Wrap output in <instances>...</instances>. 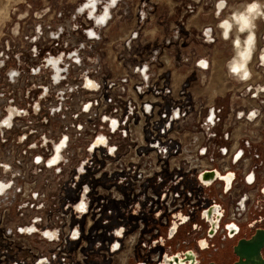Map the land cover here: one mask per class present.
I'll list each match as a JSON object with an SVG mask.
<instances>
[{
    "label": "built area",
    "instance_id": "built-area-1",
    "mask_svg": "<svg viewBox=\"0 0 264 264\" xmlns=\"http://www.w3.org/2000/svg\"><path fill=\"white\" fill-rule=\"evenodd\" d=\"M226 11L213 10L216 21ZM191 13L161 34L189 32ZM152 16L114 6L0 74V264H228L264 229V22L245 79L228 72L217 24L201 27L210 39L196 40L215 44L221 64L223 91L207 97L187 79L210 56L190 39H153ZM49 56L61 57L56 79Z\"/></svg>",
    "mask_w": 264,
    "mask_h": 264
},
{
    "label": "rangeland",
    "instance_id": "rangeland-1",
    "mask_svg": "<svg viewBox=\"0 0 264 264\" xmlns=\"http://www.w3.org/2000/svg\"><path fill=\"white\" fill-rule=\"evenodd\" d=\"M98 1L104 2L105 0ZM217 1L220 0H123L117 3V7L127 6L133 9L150 7L153 16L145 31L149 33L150 29L153 28L156 32L153 39L159 41L172 39V41H184L186 43L190 39V48L196 50V54L205 58L210 56L206 61L208 62L207 71L197 77L188 78L187 82H194L192 88H194L196 95L213 97L223 91L221 89V64L215 59L217 58L215 44L203 45L196 38L200 37L201 27L205 24L214 27L216 18L213 13V6L214 2ZM223 1L228 4H239L238 1L242 0ZM80 3L83 4V0H0V74L3 75L10 69L24 70L31 66L32 63L28 61V58L31 56L30 48L32 45L39 46L44 42L47 44L48 40L54 37L61 28L66 33H70L72 26L77 27L84 21L89 27H92L93 23L96 25L94 19L86 13H77V7ZM183 7L192 12L186 19V22H189V32L182 29L177 33L173 31V34L166 35L169 33L166 30L162 35L161 30L167 26L166 24L169 25L170 22L176 24L177 16L175 14ZM101 8L103 5L98 6V10ZM78 29L81 31L83 27L81 29L78 27ZM72 38L75 40L69 39V43L80 44L82 42V39L74 34ZM32 40L34 43L31 44L30 41ZM173 50H177V48L174 46ZM177 52V57V54H173L174 51L169 55L172 58V62L170 61L172 68L173 66L176 68L177 58L181 54L180 50ZM42 56L43 53H39V58ZM15 59H19V62ZM183 70V68L174 70L170 79L172 86H179L185 80ZM216 72L219 74L218 76L214 74Z\"/></svg>",
    "mask_w": 264,
    "mask_h": 264
},
{
    "label": "bare ground",
    "instance_id": "bare-ground-1",
    "mask_svg": "<svg viewBox=\"0 0 264 264\" xmlns=\"http://www.w3.org/2000/svg\"><path fill=\"white\" fill-rule=\"evenodd\" d=\"M123 0H105L104 2H99L98 0H83V4L80 3L77 7V13L78 14H87L89 17L94 19L95 23H101V22H105L108 17H109V11L111 7L117 6L118 2H121ZM258 3L256 2V0L253 1H243L241 3H226L225 1H217L214 2V13L215 12H221L224 9H227L225 16L219 20V21H215L214 25L217 24V28H218V35H220V37L223 40H228L229 44L231 46V38L233 37V29L231 30L230 25L231 23L229 21H227L228 18H230L235 26H239L238 27V34L239 37L242 39H246L247 37V32L250 30L253 32L252 37L250 38V40L248 41V44L250 46L253 45L254 42V30L257 28L258 24H262L264 22V0H257ZM259 4V5H258ZM103 5V9L101 10V12L98 14L97 10H98V6H102ZM260 7L259 10V14H257V16L255 15L258 12V8ZM233 9L236 11H241V9H243L242 13H239V15H231L233 13ZM263 9V10H262ZM256 16V17H255ZM255 18V21H253V19ZM254 23V25H253ZM227 25L228 26V31L229 34L227 35V37H222V33H223V27L222 25ZM202 32H204V38L207 39V41L210 39V32L209 29H206L205 31L202 30ZM90 36H94L95 34L90 32L89 33ZM231 50V48H230ZM232 50H231V57H230V61L232 58ZM263 59H264V53H263ZM61 61V57H52L49 56L46 59V62L48 65L51 66L50 69H52L53 73L55 74L54 79H56V75L59 73L60 71V67H59V62ZM204 66V63H201ZM47 65V66H48ZM2 66V65H1ZM11 73H15L14 71H11ZM216 76L217 73H214ZM214 75V76H215ZM247 77V76H246ZM204 79V77H203ZM218 81V80H217ZM216 84H218V82H216ZM215 89V88H214ZM9 113V118H11L14 115V111L12 109L8 110ZM5 121H7L8 124V120L6 119Z\"/></svg>",
    "mask_w": 264,
    "mask_h": 264
},
{
    "label": "flooded vegetation",
    "instance_id": "flooded-vegetation-1",
    "mask_svg": "<svg viewBox=\"0 0 264 264\" xmlns=\"http://www.w3.org/2000/svg\"><path fill=\"white\" fill-rule=\"evenodd\" d=\"M256 2L258 3L257 0H256ZM259 10H260V7L258 8V12L255 14L256 16H257V14H259ZM242 12H243V9H241L240 12L233 9V13L231 15L234 14V15L238 16L239 13H242ZM227 21H229L231 23L229 28H231V30L233 29V37L231 38V46H230L233 55H232L231 61H229L228 65H227V70L235 78L245 79L246 76L248 75V69L246 67V64H247V61L250 57V54H251V51L253 48L252 46H250L248 44V41L252 37L253 32L249 30L247 32L248 33L246 36L247 38L242 39L239 37V34H238V27L239 26H235L233 21L230 18H228ZM253 21H255V18L253 19ZM253 25H254V23H253ZM222 27H223L222 37L225 38L229 34V31H228L229 28L225 24L222 25ZM234 68L236 69V71H233ZM217 75H219V74L217 73ZM261 258H262V261H264L263 255L261 256ZM236 261H237V258L232 253L231 259H230L228 264H234Z\"/></svg>",
    "mask_w": 264,
    "mask_h": 264
},
{
    "label": "water",
    "instance_id": "water-1",
    "mask_svg": "<svg viewBox=\"0 0 264 264\" xmlns=\"http://www.w3.org/2000/svg\"><path fill=\"white\" fill-rule=\"evenodd\" d=\"M232 253L237 258L234 264H264V229L256 230L249 239L239 240Z\"/></svg>",
    "mask_w": 264,
    "mask_h": 264
},
{
    "label": "snow or ice",
    "instance_id": "snow-or-ice-1",
    "mask_svg": "<svg viewBox=\"0 0 264 264\" xmlns=\"http://www.w3.org/2000/svg\"><path fill=\"white\" fill-rule=\"evenodd\" d=\"M233 71H236V69L234 68ZM13 75L15 74L13 73ZM4 123L7 124V121H4ZM37 163H39V159H37ZM29 231H31V229H29ZM45 235H47V233Z\"/></svg>",
    "mask_w": 264,
    "mask_h": 264
}]
</instances>
